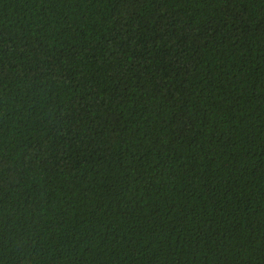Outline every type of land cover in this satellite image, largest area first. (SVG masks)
I'll use <instances>...</instances> for the list:
<instances>
[{
  "label": "trees",
  "instance_id": "trees-1",
  "mask_svg": "<svg viewBox=\"0 0 264 264\" xmlns=\"http://www.w3.org/2000/svg\"><path fill=\"white\" fill-rule=\"evenodd\" d=\"M0 264H264V0H0Z\"/></svg>",
  "mask_w": 264,
  "mask_h": 264
}]
</instances>
